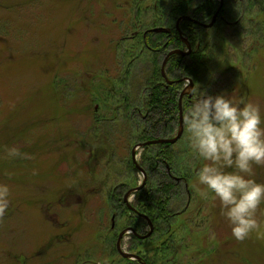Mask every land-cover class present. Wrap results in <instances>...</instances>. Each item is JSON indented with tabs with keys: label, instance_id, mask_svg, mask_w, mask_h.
Here are the masks:
<instances>
[{
	"label": "rangeland",
	"instance_id": "obj_1",
	"mask_svg": "<svg viewBox=\"0 0 264 264\" xmlns=\"http://www.w3.org/2000/svg\"><path fill=\"white\" fill-rule=\"evenodd\" d=\"M261 1L247 10V20L251 21L244 24L246 31L244 25L229 28L222 23L203 34L220 35L214 44L210 42L215 47L213 63L208 65L215 76L210 79V92L224 91L233 99H250L264 114ZM126 8H130L128 0H0V182L11 189L8 211L0 218V264H80L77 259H83L90 244L102 250L107 264L111 262L105 246L109 219L103 221L102 210L112 190L124 184V198L141 184L142 175L128 168L136 143L129 152H123L118 129V135L108 142H117L116 153L110 156L105 151L97 161L89 158L91 149L85 143L93 139L89 133L92 112L101 111L103 99L98 100L96 93L91 95L88 80L101 71L109 76L117 72L107 92L114 91V104L127 92L128 100L140 102L138 112L143 118L141 100L145 94L141 91L136 97L144 77L142 67L137 68L144 62L142 58L134 61L130 71L139 75L137 91L132 90L129 96L127 83V87L120 84L124 67L139 53L123 54L130 44L119 40L125 29L120 32L115 16L121 17ZM230 9L228 6L227 11ZM152 10L145 22L141 19L144 28L153 21L150 16H154L155 7ZM125 25L124 20L121 26ZM187 81L182 85L184 97L190 92ZM123 115L119 113L117 123ZM178 129L176 123L172 137ZM13 146L20 149L21 157H7L6 149ZM180 147L183 144L178 141L172 148ZM143 152L135 151L139 165ZM194 163L188 153L183 165L191 176L190 204L185 206L182 194V201H169V209L173 206L178 213L186 209L183 218L173 224L176 240L183 241L181 251L170 263H163L158 256L156 264H264V204L257 213L260 234L253 231L243 241L235 239L221 215L219 201L198 195L196 177H192ZM254 171L257 182L264 183V166H254ZM127 200L134 204L133 193ZM143 232H148L147 225ZM130 245L129 234H123L121 250L129 252ZM120 257L116 251L113 258L119 262Z\"/></svg>",
	"mask_w": 264,
	"mask_h": 264
},
{
	"label": "trees",
	"instance_id": "obj_2",
	"mask_svg": "<svg viewBox=\"0 0 264 264\" xmlns=\"http://www.w3.org/2000/svg\"><path fill=\"white\" fill-rule=\"evenodd\" d=\"M128 1L130 8L124 9L125 13H121V17L116 18L117 16H115V19L119 22L120 32L122 31V27H124L123 30L125 29L119 40L123 44H130L123 54L129 55V53L131 54L135 50H138L139 53L137 59L128 61V64L123 69L122 80L119 82L125 87H127V83L129 96L133 91L136 92L140 81L139 75L137 77L130 73V71L134 68L135 60H139V62L141 58L144 60L137 67L140 69L142 67L141 70L144 77L141 86H139L140 91L136 92V97L138 96L137 93L141 91L145 94V98L141 100L143 101L141 102V105L143 104L141 107H143L142 115H147V120L143 121V119H140L138 112L140 102L136 100L135 102L131 101L132 99L128 100L127 92L122 95L121 101H118L120 104H114L113 97H115V93L112 89L110 92H107L106 87L116 81L115 75L117 72L111 76L105 71L94 74L95 77L92 80H88L91 95L96 93L98 100H101L100 98L103 99L101 111L92 112L93 120L89 130V133L92 134V142L86 140L87 143H85V146H89L91 149L88 153L90 155L89 158H92L94 161H97L100 154L105 151L107 155L109 152V155L113 156L117 151L115 148L118 144H121L123 152L124 149L129 152L134 143L141 144L158 137L161 139L172 138L173 128L178 123V103L183 82L189 80L192 83L193 88L191 93L195 92L199 86L210 92L209 87H212L210 79L215 78L208 65L213 63L212 60L214 58L213 51L215 47L211 43L215 42L216 37L220 35L209 32L211 35L208 37V34H203L208 29H204L196 23L208 24L218 10L220 1ZM222 1L223 6L213 25L214 29H217L222 23L229 28H242L244 24L251 21L250 18L247 20L246 13L247 10L250 11L252 7L254 8L255 3L257 5V0ZM258 1L260 2V0ZM262 1L260 4H263ZM166 3H169L168 6L165 5ZM164 6L166 9L163 8ZM228 6L231 9L227 11ZM153 7H155L156 11L153 12L154 16H150L153 20L150 22L152 26L149 25V27L144 28L143 23L148 18V15H150L149 13ZM118 8L122 9L120 5ZM234 8H237V10ZM164 14L166 15L164 16ZM142 18L144 22H141ZM124 20L126 25L121 26L124 24ZM176 25H178V29ZM144 30L147 31L144 32ZM243 31H246L245 25ZM249 34L250 36H255V33ZM183 39L186 40L190 50L186 55L173 54L168 59L165 75L171 84H167L160 74L162 62L170 52L187 51V47L182 41ZM230 71L225 70L224 72ZM142 88L143 90H141ZM192 99L193 97L191 99L188 96L183 97L181 104L183 113L188 102H191ZM123 103L127 105L126 108H124ZM120 112L124 115L121 118L122 121L119 120L117 123ZM117 129L121 131V137L119 136L121 142L116 144L117 142L114 141V145L112 143L108 144L115 135H118L115 133ZM98 142L100 144H97ZM179 142L183 144L184 148L180 147L177 149L175 155L170 153V145H152L143 148L144 152L141 158L143 161L140 166L144 169L148 179L146 180V186L134 194L135 202L131 204V207L135 211L129 210L123 202L121 196L124 190L126 191L124 184H120L119 188L109 193V205L105 202L106 209L102 210L104 213L102 214V219L105 222L109 219V225L106 229L107 239H105V246H107L106 250L109 251V255L111 256L110 264H141L121 257L120 261L117 262L113 258L116 252L118 235L126 229H131L134 232V236L129 235L131 243L129 252L140 257L141 262L144 264H156L159 260L158 256H161L163 263H170L177 253L181 251L180 246L183 244V241L178 242L176 240L173 224L181 217L183 218L184 214H186V209L181 210L179 213L173 210V206L169 209V201L174 198H176L175 202L179 201V199L182 201V195L186 197L185 206L188 203L190 204L191 201V190L189 189V182L191 181L189 178L190 172L187 170L186 165L185 167L183 165L184 161L188 160L189 153L186 147L185 126L184 133ZM88 143L89 145H87ZM129 163L128 168L135 170L133 169L134 166L131 160ZM198 163L195 162L194 164L198 166ZM166 168H168L169 173L165 171ZM155 173L161 175V177ZM173 173L177 174V177L181 178L183 182L175 184L170 177ZM192 175V177H195V173H192ZM150 177L151 179H149ZM141 216H144L152 225V233L148 238L140 239L138 237L145 236L148 233L143 232V228L147 225V222ZM181 225L185 228V221ZM90 246L91 244L85 248L86 252H83V259H80L81 257L77 259L78 263L107 264V260L103 259L104 254H102V250L93 245Z\"/></svg>",
	"mask_w": 264,
	"mask_h": 264
},
{
	"label": "clouds",
	"instance_id": "obj_3",
	"mask_svg": "<svg viewBox=\"0 0 264 264\" xmlns=\"http://www.w3.org/2000/svg\"><path fill=\"white\" fill-rule=\"evenodd\" d=\"M183 113L186 144L195 166L198 195L219 201L221 215L235 239L260 234L257 213L264 204V183L254 178V166H264V114L250 99L230 98L226 92L199 88ZM8 158L23 154L18 147L6 149ZM11 189L0 182V218L10 205Z\"/></svg>",
	"mask_w": 264,
	"mask_h": 264
},
{
	"label": "water",
	"instance_id": "obj_4",
	"mask_svg": "<svg viewBox=\"0 0 264 264\" xmlns=\"http://www.w3.org/2000/svg\"><path fill=\"white\" fill-rule=\"evenodd\" d=\"M223 6V1L220 0V5H219V8L218 10L216 11V13L214 14V16L212 17L211 19V22L209 24H201V23H196L198 24L200 27L204 28V29H208V28H211L215 21H216V18L218 16V13L219 11L221 10ZM177 29H178V25H176ZM153 31V30H152ZM154 31H157V30H154ZM184 41V40H183ZM186 43V40L184 41ZM187 44V43H186ZM187 49L188 51L190 50V47L189 45L187 44ZM187 51V52H188ZM187 52H179V51H173V52H170L166 55V57L164 58L163 62H162V65H161V70H160V74H161V77L163 78V80L167 83V84H171L170 81L167 80L166 76H165V71H164V68L166 66V63L169 59V57L173 54H179L180 56H183V55H186ZM189 89L191 90L192 89V83H190L189 85ZM185 92H182L181 95H180V98H179V130L176 134V136L172 139H156V140H152V141H148L146 143H143V144H138L136 145L133 150H132V153H131V160H132V164L134 165L135 169L137 171H139L142 175V183L135 189L129 191L128 193L125 194L124 198H123V201L124 203L126 204L127 208L131 211H135L128 203V194L129 193H136L137 191L141 190L144 185H145V179H146V174L145 172L138 166L137 162H136V155H135V151L140 149V148H143V147H146V146H150V145H158V144H162V145H173L175 144L181 137L182 135V131H183V125H182V122H183V119H182V108H181V100H182V97L184 95ZM142 219L144 220H147L144 216H141ZM147 223H148V226H149V233L144 236V237H139L140 239H143V238H148L151 233H152V225L151 223L147 220ZM128 231V230H127ZM129 232L131 234H134L133 231L129 230ZM122 234L119 235L118 237V240H117V244H116V249H117V252L119 253V255L123 258V259H129L131 261H137V262H141V259L140 257L136 256V255H133V254H129V253H126V252H123L120 248V240L122 238ZM141 264H144V263H141Z\"/></svg>",
	"mask_w": 264,
	"mask_h": 264
},
{
	"label": "flooded vegetation",
	"instance_id": "obj_5",
	"mask_svg": "<svg viewBox=\"0 0 264 264\" xmlns=\"http://www.w3.org/2000/svg\"><path fill=\"white\" fill-rule=\"evenodd\" d=\"M192 88H193V86H192ZM192 92V89L190 90V92H189V94H188V98L189 99H191L192 98V96L190 95V93ZM184 97V96H183ZM180 98V97H179ZM183 99V98H182ZM190 102H188V104H189ZM182 113H183V111H182ZM146 118H147V115H144L143 116V121H145L146 120ZM182 125H183V131H182V135H183V133H184V123L182 122ZM157 139H161V138H157ZM154 140H156V139H154ZM177 145V143H175V144H173V145H170L171 147H170V149H169V151H170V153L172 154V155H175V153H176V151L177 150H174L172 147H174V146H176ZM186 147H187V144H186ZM188 148V147H187ZM140 166V165H139ZM140 168L144 171V169L140 166ZM165 171H167V173H169V170H168V168H166V170ZM145 172V171H144ZM170 177L173 179L172 181L175 183V184H177V183H180L182 180H181V178H179V177H177V176H175V175H170ZM146 180H147V178H146ZM183 182V181H182ZM146 186V181H145V185H144V187Z\"/></svg>",
	"mask_w": 264,
	"mask_h": 264
}]
</instances>
